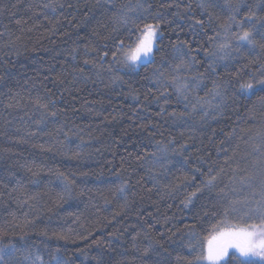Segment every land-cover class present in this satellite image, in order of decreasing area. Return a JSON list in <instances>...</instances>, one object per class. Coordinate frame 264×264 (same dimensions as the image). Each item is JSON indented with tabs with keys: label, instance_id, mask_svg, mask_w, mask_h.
I'll return each mask as SVG.
<instances>
[{
	"label": "trees",
	"instance_id": "trees-1",
	"mask_svg": "<svg viewBox=\"0 0 264 264\" xmlns=\"http://www.w3.org/2000/svg\"><path fill=\"white\" fill-rule=\"evenodd\" d=\"M249 10L264 0H0V247L22 264H198L216 229L259 226L264 52L237 50L229 20ZM156 23L152 59L125 66L120 41Z\"/></svg>",
	"mask_w": 264,
	"mask_h": 264
},
{
	"label": "snow or ice",
	"instance_id": "snow-or-ice-1",
	"mask_svg": "<svg viewBox=\"0 0 264 264\" xmlns=\"http://www.w3.org/2000/svg\"><path fill=\"white\" fill-rule=\"evenodd\" d=\"M203 7V5H202ZM232 7V6H230ZM240 8L239 4L233 7V12H238ZM229 20L235 23L238 32L234 33V39L237 43V50L239 47L248 45L250 50L260 49L264 52V43H257L255 35L257 32V23L264 22V17H258L256 12L249 10V12L241 20H236L235 15L229 17ZM245 23L249 27H245ZM195 26H199L201 29L204 27V22L197 20ZM232 25H221V27L230 28ZM160 25L159 23L145 24L143 29L140 30V35L137 37V41L134 46H129L127 49L124 47V42L121 40L119 48L124 56L123 64L129 67L139 66V62L144 60H150L151 53L153 52V45L157 37V32ZM261 27H264V23H261ZM211 39V38H210ZM264 40V35L261 36ZM176 51L183 54L181 48H177L173 45ZM232 47L231 44H221L219 45V51L223 52L225 49ZM107 53H104L100 57L101 60ZM115 55V54H114ZM206 55L210 57H217V52H208ZM227 53H225V56ZM225 56H219V59H224ZM195 58L193 57V61ZM85 64L89 61L85 60ZM214 71L212 65H209ZM261 68V79L257 81L259 85V90L264 91V64L260 65ZM162 75V74H161ZM239 76V73H237ZM257 89L251 82L239 83L240 92H248L254 94ZM220 93L218 92L217 95ZM43 108H47V104L40 105ZM55 115V113H53ZM211 183V181H209ZM195 196V193L191 194ZM190 202L186 201V203ZM262 216H264V204H258L257 208L252 209ZM62 238V237H61ZM18 249L15 245H10L7 248L0 247V264H4L5 257L13 258L16 264H22V261H27L30 259L28 255H23L18 260H16V253ZM238 254V255H237ZM254 257H259L264 261V220L261 221L259 226L252 225L250 227H237V226H224L215 230V234L207 239L206 248L203 249V254L198 256L196 259L198 261L207 260L209 264H232V260L239 259L240 264H256ZM39 259V257H37ZM35 264V261L32 262ZM51 264H70V260L66 259L59 252L55 253L51 257Z\"/></svg>",
	"mask_w": 264,
	"mask_h": 264
},
{
	"label": "rangeland",
	"instance_id": "rangeland-1",
	"mask_svg": "<svg viewBox=\"0 0 264 264\" xmlns=\"http://www.w3.org/2000/svg\"><path fill=\"white\" fill-rule=\"evenodd\" d=\"M159 37H160V34H159V31L157 32V37H156V39H155V42H154V45H153V51H154V49H155V46H156V42H157V40L159 39ZM152 56H153V52L151 53V56H150V60L152 59ZM150 60H144V61H141V62H139V65H141V64H143V63H146V62H148V61H150ZM206 248V244H205V246H204V249ZM238 255V254H237ZM255 261H258V262H260V263H264V261H262L259 257H254L253 258ZM198 264H209V262L207 261V260H202V261H198Z\"/></svg>",
	"mask_w": 264,
	"mask_h": 264
}]
</instances>
